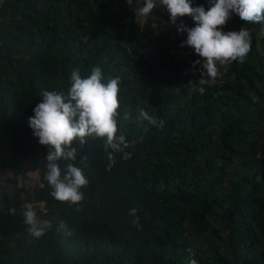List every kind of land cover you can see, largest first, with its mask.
I'll return each mask as SVG.
<instances>
[{"label":"trees","instance_id":"trees-1","mask_svg":"<svg viewBox=\"0 0 264 264\" xmlns=\"http://www.w3.org/2000/svg\"><path fill=\"white\" fill-rule=\"evenodd\" d=\"M191 2L208 9L207 0ZM161 20L170 23L165 32ZM142 22L127 0L4 1L0 167L11 190L0 193V264H264V26L232 14L223 31L251 32L246 62L218 65L215 82L200 85V57L178 32L193 20L173 25L164 7ZM96 65L105 82L120 79L118 129L128 147L110 166L102 139L73 145L88 156L89 184L69 207L49 194L48 147L28 120L42 91L66 92L73 70L85 75ZM140 108L164 126L145 133ZM25 205L51 222L39 240L27 234ZM59 219L71 237L56 231Z\"/></svg>","mask_w":264,"mask_h":264},{"label":"clouds","instance_id":"clouds-1","mask_svg":"<svg viewBox=\"0 0 264 264\" xmlns=\"http://www.w3.org/2000/svg\"><path fill=\"white\" fill-rule=\"evenodd\" d=\"M207 3L206 11L202 5L194 7L191 0H136L135 3L134 0H127L139 25H143L142 21L161 6L166 8L173 25L177 18L190 17L193 20L194 27L188 28L181 23L178 32L187 33L185 45L200 57L193 65V68L201 66L200 85L215 82L221 75L218 65L246 62L251 50V32L244 27L238 32L223 31L232 14L245 24L264 26V0H207ZM166 25L170 27L169 22ZM161 30L165 32L166 29L162 26ZM261 30L264 32V27ZM120 83L119 77L105 82L102 68L96 65L85 75L81 74L79 68L73 70L66 92L44 90L40 93L41 101L33 109L34 115L29 117L28 123L39 144L48 147L44 180L54 200L71 207L81 204L85 199L83 190L89 180L84 167L89 166L88 156L80 153L77 147H73L74 144L83 148L90 138L102 139L110 166L115 164L114 153L128 147L125 135L118 129L121 116ZM200 90L203 91L202 88ZM138 112L136 120L146 122L145 133L149 131L148 126H164L162 119L149 114L144 108ZM8 211L11 215L16 213L15 208ZM138 213L137 207L128 211L132 226L137 228L141 226ZM22 216L31 239L39 240L47 234L51 222L42 220L33 206L25 205ZM56 231L67 237L74 234L63 219L57 221ZM190 264H197V261L191 259Z\"/></svg>","mask_w":264,"mask_h":264},{"label":"crops","instance_id":"crops-1","mask_svg":"<svg viewBox=\"0 0 264 264\" xmlns=\"http://www.w3.org/2000/svg\"><path fill=\"white\" fill-rule=\"evenodd\" d=\"M9 177H10L9 170L0 167V193L2 190L3 191L11 190L9 189L10 186H8V183L5 182V180ZM4 210H5V205L0 200V211L3 212Z\"/></svg>","mask_w":264,"mask_h":264},{"label":"rangeland","instance_id":"rangeland-1","mask_svg":"<svg viewBox=\"0 0 264 264\" xmlns=\"http://www.w3.org/2000/svg\"><path fill=\"white\" fill-rule=\"evenodd\" d=\"M39 166H37L31 173H30V177H31V180H33V183L31 182L29 185H35L36 181L38 180V177H39Z\"/></svg>","mask_w":264,"mask_h":264},{"label":"built area","instance_id":"built-area-1","mask_svg":"<svg viewBox=\"0 0 264 264\" xmlns=\"http://www.w3.org/2000/svg\"><path fill=\"white\" fill-rule=\"evenodd\" d=\"M4 1L5 0H0V9H1L2 5L4 4ZM158 8H159V10H164V7L163 6L158 7ZM158 8H156V9H158ZM156 9H154V10H156ZM165 24H166V22L164 20H161L160 28L162 29V25H165Z\"/></svg>","mask_w":264,"mask_h":264}]
</instances>
